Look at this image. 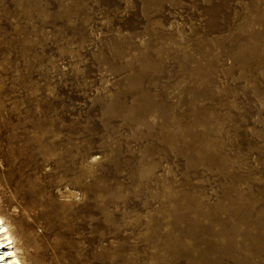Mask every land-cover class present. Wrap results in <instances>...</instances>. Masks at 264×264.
I'll use <instances>...</instances> for the list:
<instances>
[{"label":"rangeland","instance_id":"374dc122","mask_svg":"<svg viewBox=\"0 0 264 264\" xmlns=\"http://www.w3.org/2000/svg\"><path fill=\"white\" fill-rule=\"evenodd\" d=\"M0 211L29 264H264V0H0Z\"/></svg>","mask_w":264,"mask_h":264},{"label":"bare ground","instance_id":"6f19581e","mask_svg":"<svg viewBox=\"0 0 264 264\" xmlns=\"http://www.w3.org/2000/svg\"><path fill=\"white\" fill-rule=\"evenodd\" d=\"M23 213H28L27 208H23ZM16 239L11 229V221L0 211V264H29L26 258V255L29 256V251H24L16 243Z\"/></svg>","mask_w":264,"mask_h":264}]
</instances>
